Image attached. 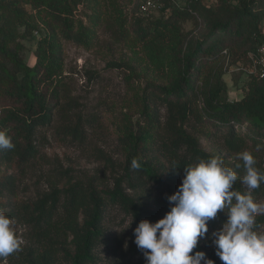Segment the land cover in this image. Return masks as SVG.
<instances>
[{
	"label": "trees",
	"instance_id": "obj_1",
	"mask_svg": "<svg viewBox=\"0 0 264 264\" xmlns=\"http://www.w3.org/2000/svg\"><path fill=\"white\" fill-rule=\"evenodd\" d=\"M160 1V18L141 14L130 33L111 26L117 40H136L141 45L164 82L147 84L139 96L140 120L137 129L132 125L121 139L126 159L113 188L69 183L11 213V204L5 200L15 183L13 175H1L2 168L22 170L40 157L44 129L55 128L57 134L84 143L88 127L100 126L102 117L84 115L64 68L62 40L78 46L92 44L88 28L76 18L84 0H0V131L14 144L12 149L0 150V210L11 218L21 217L31 229L34 243L23 264H54L60 257L70 264H94L105 240L104 221L110 207L131 216L130 249L140 264H146L134 243V230L142 220L155 223L170 211L167 196L181 185L183 167L218 156L242 177L243 169L236 168L242 164L238 153L249 151L264 172L260 155L264 150V79L249 78L242 98L236 101L230 100L224 80L230 66L245 65L248 54L262 44L264 0H201L184 6L197 16L171 0ZM27 6L44 13L58 27L56 32L41 33L34 66L21 55V40L39 28L37 16ZM188 20L204 21L207 30L205 37L191 44H186L183 29ZM191 121L196 125L192 127ZM197 127L207 128L208 138L221 139L227 157L207 152L189 129ZM134 158L141 163L139 170L131 168ZM154 189L162 191V198L153 196ZM234 189L248 191L239 179ZM251 195L264 196V184ZM226 220L221 212L214 221ZM195 251H204L215 264H222L215 249L202 242Z\"/></svg>",
	"mask_w": 264,
	"mask_h": 264
},
{
	"label": "rangeland",
	"instance_id": "obj_2",
	"mask_svg": "<svg viewBox=\"0 0 264 264\" xmlns=\"http://www.w3.org/2000/svg\"><path fill=\"white\" fill-rule=\"evenodd\" d=\"M175 1L180 5L185 2ZM140 3L141 0H84L79 6L76 18L88 28L92 44L88 47L78 46L62 40L64 68L66 75H69L67 83L84 115L98 113L102 117V124L98 126L95 123L88 127L84 143L57 134L55 128L44 129L40 134V157L22 170L3 167L1 175H13L15 183L12 193L5 200L11 204V208H8L11 213L15 207L21 210L26 204L32 206L56 188L61 189L69 183H79L85 187L93 185L98 189L113 188L115 178L123 173L126 149L121 139L132 125L137 129L141 114L139 96L147 84L156 86L164 83L155 64L148 59L136 40L127 42L113 36L115 28L129 33L132 31L136 19L143 16L139 11ZM27 10L37 16L39 28L21 40L24 45L21 55L25 63L34 66L41 33L48 30L56 32L58 27L50 23L44 13L39 14L31 6H27ZM150 14L154 19L163 16L159 9ZM183 29L186 44L194 43L207 34L204 21L200 24L188 20L183 24ZM20 30L23 32L24 29ZM224 55L227 52L225 54L224 51ZM245 65H249V60ZM233 67L228 68L224 80L228 85L230 100L236 101L242 98L249 76L244 72H234ZM195 125L191 121V126ZM189 129L194 131L207 152L227 157L222 148L223 141L208 138L207 128ZM260 155L264 158V150ZM129 191L135 195L133 190ZM162 194L161 190L154 189L156 199L162 198ZM254 201L264 204V196L254 197ZM13 219L23 243L20 251L7 258V264H23L34 242L29 225L21 217ZM256 222L259 226L257 230L264 233V214L258 215ZM222 224L211 221L209 235L220 229ZM104 229L105 240L97 250L94 264H140L130 249L133 229L131 216L119 207H110ZM201 242L209 249H215L210 239ZM54 264L70 263L60 257Z\"/></svg>",
	"mask_w": 264,
	"mask_h": 264
},
{
	"label": "clouds",
	"instance_id": "obj_3",
	"mask_svg": "<svg viewBox=\"0 0 264 264\" xmlns=\"http://www.w3.org/2000/svg\"><path fill=\"white\" fill-rule=\"evenodd\" d=\"M12 148L11 137L0 131V150ZM237 158L242 161L236 165L243 169L242 177L218 156L183 167L181 185L167 196L170 211L155 223L142 220L134 230V243L146 264H215L204 251L194 252L206 239L212 241L222 264H264V233L257 230L256 222L264 214V204L251 195L264 184V172L256 167L257 160L249 151L238 153ZM131 168H141L137 158L132 159ZM238 179L247 193L234 189ZM221 212L227 220L209 235V223ZM22 243L14 219L0 210V264H7Z\"/></svg>",
	"mask_w": 264,
	"mask_h": 264
},
{
	"label": "built area",
	"instance_id": "obj_4",
	"mask_svg": "<svg viewBox=\"0 0 264 264\" xmlns=\"http://www.w3.org/2000/svg\"><path fill=\"white\" fill-rule=\"evenodd\" d=\"M171 1L177 8L188 11L196 15V13L191 10V8H184V6L200 2L201 0H185V2H183L181 5L178 4L175 0H171ZM160 5H161L160 0H143L140 6V12L141 14L148 16L150 15L151 11L155 9L160 10ZM262 34L264 37V19L262 22ZM248 60H249L248 66L237 65L234 66L232 70H234V72L235 71L244 72L249 76V78L264 79V40L262 44L255 51L250 52L248 54Z\"/></svg>",
	"mask_w": 264,
	"mask_h": 264
}]
</instances>
